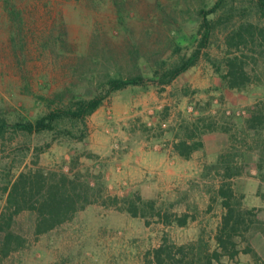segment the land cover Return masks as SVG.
<instances>
[{"label":"rangeland","instance_id":"374dc122","mask_svg":"<svg viewBox=\"0 0 264 264\" xmlns=\"http://www.w3.org/2000/svg\"><path fill=\"white\" fill-rule=\"evenodd\" d=\"M215 1L0 0V117L10 123L34 120L76 98H92L110 77L151 76L172 66L196 46L198 11ZM233 7L227 23L217 26V13L212 16L215 27L205 50L210 60L202 55L169 85L115 92L86 120L83 142L24 133L0 139V216L7 183L38 169L69 178L79 173L91 184V198L98 199L42 235L35 234L36 214L21 212L12 231L25 244L8 257L0 252V264H149L147 253L165 239L175 246L200 242L213 251L225 212L217 189L227 155L241 167L229 180L241 208L264 215L258 147L241 132L248 109L264 103V83L231 90L220 77L223 60L240 53L227 47V36L244 20L264 24V19L254 10L239 13L252 7L248 2ZM221 62L219 73L215 65ZM182 140L201 146L184 159L174 148ZM137 197L140 207L151 201L154 210L148 206L146 216L138 217L124 210V201ZM184 214L189 218L181 227L175 219ZM3 236L0 232V243ZM245 238L241 250L248 242L263 253L264 235L251 229ZM214 264L257 262L240 253Z\"/></svg>","mask_w":264,"mask_h":264},{"label":"trees","instance_id":"16d2710c","mask_svg":"<svg viewBox=\"0 0 264 264\" xmlns=\"http://www.w3.org/2000/svg\"><path fill=\"white\" fill-rule=\"evenodd\" d=\"M5 1L9 4V0ZM236 2H248L252 5L240 9V14L246 15L250 10H254L261 19H264V0H216L210 8L198 11L201 20L198 34H201V37L194 38L196 45L194 49L177 63L168 68L162 67L154 71L151 76L136 74L110 77L100 83L92 98H76L69 105L50 109L34 120L19 117L15 122L10 123L4 117H0V139H4L9 133H24L49 134L55 141L66 139L83 142L86 138V120L112 94L128 87H147L152 83L160 86L169 85L194 67L202 55L209 58L205 50L209 46L215 27L212 16L217 13V26L227 23L233 18V4ZM220 12H225L223 17H218ZM11 14L15 15L13 9ZM226 45L230 50L234 49L240 53L223 60L225 65L223 73H220L222 62L215 65L224 85L231 90H243L250 85L264 83V24L250 20L240 22L227 36ZM248 112L249 117L243 122L241 132L249 136L258 147L259 158L256 166L259 176L264 180V103L254 104ZM200 146V143H188L187 140H182L176 143L174 148L181 157L189 158ZM233 161V155L223 158L224 180L217 189V197L225 212L215 234L216 249L209 251L208 246L200 242L175 246L168 244L165 239L158 248L147 253V258L150 257L147 259L149 264H214L224 257L233 260L240 253L251 254L257 264H264L248 242L242 250L239 247L241 241H247L245 233L251 229L253 233L260 232L264 235V215H260L262 212L260 209L241 208V198L237 197L229 181L241 173V167L232 165ZM72 163L77 165L78 158L73 157ZM90 190H92L90 182L81 180L79 173L73 178H69L64 173H46L41 169L19 173L4 187L8 195L5 209L0 216V232L4 233L0 243L1 255L8 257L12 252L23 248L25 244L24 239L12 231L15 216L26 210L34 212L35 234H46L71 220L87 205L98 202L97 198H91ZM94 191L101 194L102 190L97 188ZM259 196L264 199V193L259 191ZM140 200V197L127 199L124 201V210L134 217L146 216L148 206L154 210L151 201L140 207L137 203ZM106 202L101 203L106 205ZM110 203L117 201L111 200ZM164 217L167 224L171 223V215L166 214ZM188 218L189 215L184 214L175 219V222L183 227L187 224Z\"/></svg>","mask_w":264,"mask_h":264},{"label":"crops","instance_id":"0c3cea01","mask_svg":"<svg viewBox=\"0 0 264 264\" xmlns=\"http://www.w3.org/2000/svg\"><path fill=\"white\" fill-rule=\"evenodd\" d=\"M188 143H190L189 141H188ZM176 154H177V156H179V157H181L177 152H176ZM182 158H184V157H182ZM184 159H186V158H184ZM263 242H264V239H263ZM253 247H254V250L256 251V253L258 254V255H263V260H264V243H263V250H262V254H260V252H259V250L256 248V246L255 245H253ZM247 255V254H246Z\"/></svg>","mask_w":264,"mask_h":264}]
</instances>
